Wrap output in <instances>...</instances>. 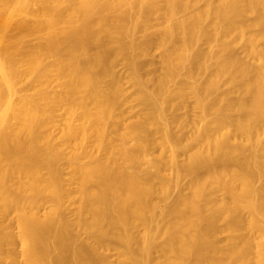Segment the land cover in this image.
<instances>
[{
  "label": "bare ground",
  "instance_id": "1",
  "mask_svg": "<svg viewBox=\"0 0 264 264\" xmlns=\"http://www.w3.org/2000/svg\"><path fill=\"white\" fill-rule=\"evenodd\" d=\"M0 264H264V0H0Z\"/></svg>",
  "mask_w": 264,
  "mask_h": 264
},
{
  "label": "rangeland",
  "instance_id": "2",
  "mask_svg": "<svg viewBox=\"0 0 264 264\" xmlns=\"http://www.w3.org/2000/svg\"><path fill=\"white\" fill-rule=\"evenodd\" d=\"M140 35V34H139ZM136 36H138V35H136ZM158 50V49H157ZM156 50V48L155 49H152V51H151V55H149L150 57L149 58H151L153 61H154V63L156 62V64H158L157 63V61H161V60H158V58H159V56H160V53H159V50L157 51ZM238 50H240L239 48H238ZM240 52V51H239ZM159 54V55H158ZM240 54H242V52H240ZM160 58H161V56H160ZM120 68H119V67ZM117 66V68H119V69H121V68H123L120 64ZM124 69V68H123ZM118 70V69H117ZM120 72H123V70H120ZM182 78V77H181ZM33 85V82H32V80L29 78V77H22V79H21V81H20V83L18 84V87H19V90H20V94H23V93H30L31 92V86ZM131 90V89H130ZM129 90V91H130ZM190 100V101H189ZM189 100H188V102H190L189 103V105L187 104V106H188V110H187V113H188V119H192L191 121H194V122H196L197 121V119H199V116H198V118H196L197 117V115H200V113L198 114V112H197V109H196V107H193L194 106V104L192 103L193 101V99L191 100V98H189ZM187 102V103H188ZM193 105V106H192ZM195 119H196V121H195ZM64 123H65V119H64V117H62V115H61V112H58V114H57V116H56V118H55V126H54V135H58V132H59V129L61 128V126H63L64 125ZM56 135V136H57ZM181 154V155H180ZM179 155H180V157H179V159H181V160H183L184 158H183V156H182V153H180ZM183 155H185L184 153H183ZM149 157V156H148ZM150 157H152V155H150ZM66 169H64V172H66L67 173V171H68V169H67V167H65ZM65 177H66V175H65ZM187 180V179H186ZM172 190H174V188H172ZM177 191V190H176ZM175 190L174 191H171V193H170V196H171V194H172V196H171V198H170V196H169V198H168V201L170 200H173L177 195L176 194H178V192H176ZM176 195V196H175ZM41 213H44V207H42L41 208V211H40ZM10 218V219H9ZM15 215H14V213L12 212V214H9V216H8V218H7V223L9 224L10 223V227H11V229H13V231H17V228H16V223H15ZM9 219V220H8ZM10 221V222H9ZM12 222V223H11ZM14 223V224H13ZM11 224H12V226H11ZM221 236V238H220V240L221 239H223V237H224V235L223 234H220ZM225 238H226V235H225ZM16 252H18V251H20L21 250V247L17 244L16 246ZM114 251H111V254H110V252L108 253L109 255H110V258H111V260L113 261V262H116L115 261V259H114V257L115 256H113V253ZM116 258V257H115Z\"/></svg>",
  "mask_w": 264,
  "mask_h": 264
}]
</instances>
